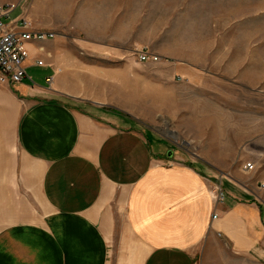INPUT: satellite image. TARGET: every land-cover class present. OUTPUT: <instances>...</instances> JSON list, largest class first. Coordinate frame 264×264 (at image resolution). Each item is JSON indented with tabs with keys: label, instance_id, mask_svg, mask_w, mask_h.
<instances>
[{
	"label": "crops",
	"instance_id": "obj_1",
	"mask_svg": "<svg viewBox=\"0 0 264 264\" xmlns=\"http://www.w3.org/2000/svg\"><path fill=\"white\" fill-rule=\"evenodd\" d=\"M10 2L19 3L14 15L61 36L30 42L28 77L0 82V264H108L114 202L146 250L142 264H264L261 180L245 168L256 167L251 154L229 141L230 116L215 121L227 140L217 150L203 149L210 121L199 120L204 134L194 136L175 120L183 138L202 143L196 157L180 146L170 156L151 129L182 106L166 100L175 74L256 73L229 49L230 26H246L245 11L230 5L245 0L1 3ZM147 47L162 61L134 56ZM35 64L48 67L45 84H33ZM215 180L224 192L230 185L222 202Z\"/></svg>",
	"mask_w": 264,
	"mask_h": 264
},
{
	"label": "rangeland",
	"instance_id": "obj_2",
	"mask_svg": "<svg viewBox=\"0 0 264 264\" xmlns=\"http://www.w3.org/2000/svg\"><path fill=\"white\" fill-rule=\"evenodd\" d=\"M3 1L0 0V2ZM205 9V13L209 17V14L216 9V6L209 4ZM230 9H238L240 13L243 9L246 19L244 32L242 27L230 26V55H240L245 58L246 62H255V66L251 67V70L256 71V73L200 75L195 81L181 74H175L172 79L173 87L171 90L170 88L167 90L166 100L168 104L170 99H174L175 101L181 99L183 100L182 106H174L175 108L172 109H175L178 115H174V112L159 114L151 129L164 136L160 141L169 145L167 153L174 151V148L182 147L194 153L193 155L196 157V154L199 153V145L202 143H195L197 139L193 137L204 134V132H200L197 128L200 123L198 121H210L208 122L209 127L205 132L207 140L203 144V149L217 150L219 142L227 140L222 138L224 134L222 133L223 130H219L221 123L215 121H219L223 115L230 116V126L232 128L228 132L230 136L229 141L235 143L238 153L249 152L251 154V158L246 161L255 159L254 161L257 164L255 169L251 171V174L256 175L261 180L258 189L261 193L260 198L264 201V0H245V5L240 4L239 6L235 5V2H231ZM233 18L234 16L231 15V19ZM41 29L47 30L46 28ZM57 33L54 34L57 35L56 37L54 36L55 38L61 36L60 32ZM39 43L38 41H33L34 46H38ZM142 50L148 51L151 54L153 53L148 47ZM142 50L134 48V56L136 58L138 56L139 58L138 53ZM38 53L44 56L46 54L41 49ZM236 59V57L231 58V61L234 62ZM159 61L162 60L146 63ZM230 70L235 71L238 69L230 67ZM155 71L156 69L151 67L150 74L153 75ZM48 72V67L35 64L33 66V84H45ZM225 99H228L230 103L224 108L221 106V101ZM198 100H207V103L205 106H201V103H197ZM214 100L220 103H216ZM174 104L176 105L177 103ZM160 109L162 110V107ZM164 109L171 111V108L168 106ZM178 118L180 123L184 121L186 126L191 128V133L194 136L190 137L191 134L187 138L181 136L176 124H174ZM201 124L203 125L204 123ZM168 130L171 133H168ZM216 173L218 174L217 178H220L219 174L221 172ZM216 184L219 186V182L216 181ZM229 187V183L225 182L223 188L225 196L228 195L226 192H228ZM112 205L113 211L116 214V227L115 231L108 235L110 246L108 264H142L146 250L142 246L143 244L130 233L131 231L126 224L123 204L121 202H114ZM110 206H107L105 209H110Z\"/></svg>",
	"mask_w": 264,
	"mask_h": 264
},
{
	"label": "built area",
	"instance_id": "obj_3",
	"mask_svg": "<svg viewBox=\"0 0 264 264\" xmlns=\"http://www.w3.org/2000/svg\"><path fill=\"white\" fill-rule=\"evenodd\" d=\"M19 3L0 2V82L19 83L28 77L25 62L29 57L28 44L32 41L44 42L55 35L52 32L37 30L32 22L23 16L14 15ZM139 59L142 62L158 61L159 56H155L148 51H139ZM43 65V61L37 62ZM247 170H253L255 165L248 162L245 165ZM214 198L217 202H222L225 192L217 186L214 191ZM214 214V218H217Z\"/></svg>",
	"mask_w": 264,
	"mask_h": 264
},
{
	"label": "water",
	"instance_id": "obj_4",
	"mask_svg": "<svg viewBox=\"0 0 264 264\" xmlns=\"http://www.w3.org/2000/svg\"><path fill=\"white\" fill-rule=\"evenodd\" d=\"M169 155L171 156L172 155V152H170Z\"/></svg>",
	"mask_w": 264,
	"mask_h": 264
}]
</instances>
